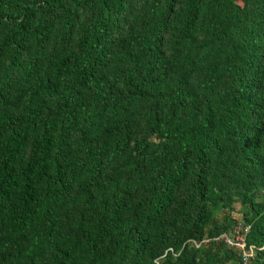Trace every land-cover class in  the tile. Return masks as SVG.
Returning <instances> with one entry per match:
<instances>
[{
	"label": "trees",
	"instance_id": "16d2710c",
	"mask_svg": "<svg viewBox=\"0 0 264 264\" xmlns=\"http://www.w3.org/2000/svg\"><path fill=\"white\" fill-rule=\"evenodd\" d=\"M0 264H264V0H0Z\"/></svg>",
	"mask_w": 264,
	"mask_h": 264
},
{
	"label": "rangeland",
	"instance_id": "374dc122",
	"mask_svg": "<svg viewBox=\"0 0 264 264\" xmlns=\"http://www.w3.org/2000/svg\"><path fill=\"white\" fill-rule=\"evenodd\" d=\"M243 211V208H241V206L239 204H235V209L233 211V213L237 216H240L241 213ZM224 214L223 211L219 212L218 216L221 217ZM234 239L236 241H240L241 240V236H239L238 238L234 237ZM234 239H232V237L230 238L231 242H234Z\"/></svg>",
	"mask_w": 264,
	"mask_h": 264
},
{
	"label": "built area",
	"instance_id": "2783aa9c",
	"mask_svg": "<svg viewBox=\"0 0 264 264\" xmlns=\"http://www.w3.org/2000/svg\"><path fill=\"white\" fill-rule=\"evenodd\" d=\"M224 236H226V235H224ZM239 236H241V240H240V241H236V240L234 239V242H233V243H235V244H237L238 246H240V247L243 248V247H245V245H246V243H245V239H244V235L241 234V233H239V232H237V235H236L235 237L238 238ZM227 240L230 241V238H228ZM244 255H245V258H247L248 254H247L246 252H244ZM249 257H250V255H249Z\"/></svg>",
	"mask_w": 264,
	"mask_h": 264
}]
</instances>
